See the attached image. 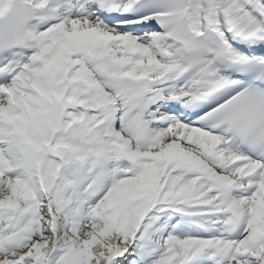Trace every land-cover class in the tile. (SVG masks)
<instances>
[{"label": "rangeland", "instance_id": "374dc122", "mask_svg": "<svg viewBox=\"0 0 264 264\" xmlns=\"http://www.w3.org/2000/svg\"><path fill=\"white\" fill-rule=\"evenodd\" d=\"M58 102L59 100H56V104H58ZM33 136L39 137L40 135L33 133ZM19 146L20 147L16 149L18 150L17 156H19L15 160V164L19 165L16 172L23 174L22 176H26L30 184L19 188V191L16 190L15 196L17 199H15V201H11L10 203V205H12L10 208L12 209H9V206L1 207L0 205V256L7 251L16 250L20 247L31 244L38 238H43V240L46 241L48 236H51L52 231L56 232L60 237L59 241H57L54 246L50 247V251H42L37 254L33 252L31 256L25 258V261L21 264H92L94 253L87 245L88 239L84 238L83 236L81 240H85V242L75 239V237L78 235L76 232H74V227H72V224L78 222L80 219H82L81 223L85 225L82 226L83 230H81L80 235L88 233L91 237H94L98 234L99 230L109 228L108 231L113 233L112 237H114V235L116 236V234L120 236V239H118L120 243H126L129 234L132 231H135L134 239L139 240L141 233L138 231V226L142 225L139 224V221H144L145 219L150 218L148 211L150 210L151 205L154 204V197L162 195L163 198L166 199L171 194V191L175 185L173 182L161 184V179L155 175H153L151 178L148 176H143V185L147 190V193L145 194V200L142 203H136L137 201H140L139 197L142 194H140L142 190H138L137 185V188L133 191L134 193H129L131 196L128 197L129 201L127 204V210L124 213L125 218L122 217L121 220H118L116 214L111 213L113 215H109V219H106V217L102 218V216L100 218L96 216V218H89L87 221H84L80 215L81 212L78 213L73 211V209H76L77 207L83 208L85 206L86 202H83L81 205L80 202L82 192L84 191L83 188L88 186L81 184L79 181L76 187L71 189L70 187H66L67 184L64 180L65 175H68V173L70 176L74 174L79 176L80 173V178L85 176L84 172H87L88 176H93L94 172L98 171L95 169V165L97 158L99 157H96L92 154L95 151L97 152V150L92 148L90 149L91 152L87 151L85 154H82L86 150L85 148V150L80 152L85 158L82 160V162H85L87 166V169L83 172L81 168H76L77 170H74L71 167H68L64 160L61 161L60 159H55L52 154L48 153V148H52L46 143H42L40 140H37V144L31 141L30 144L21 141ZM82 147L83 146L81 144H78L77 150H80ZM24 151L28 152L27 158L30 159L29 163L27 162V159L22 156ZM55 152L58 153L57 148ZM89 153L92 154L88 156ZM38 159L40 163L43 165L46 163L48 166V171L47 173L45 172L46 178H49V170L56 169V171H58V180H56L58 183L55 190L52 188L53 182L50 188H48L46 191L43 190L42 185L45 189L47 187H45L46 182L44 181V177L41 172L42 170L37 167ZM1 163L2 159L0 158V164ZM2 168L3 170L8 169V166L3 165ZM16 172L11 173L12 175L10 174V176L16 177L18 175ZM131 183L132 181L129 180L123 183L121 188L126 191H131ZM119 190L121 189L119 188ZM183 191L184 190H181V192ZM187 193V196L182 198L180 197V199H185V203L188 205H190V203H193L194 205L204 204L203 200H201L199 195L196 193ZM54 194L57 196L55 197ZM50 195L54 196L53 200H51L52 198H50ZM64 196H66L67 202L62 201V197ZM150 198L154 199L149 200ZM71 200L74 204L78 202V206H75L74 208L70 207L68 201ZM93 202L94 201H91V205H93ZM180 202L182 203L183 201L180 200ZM47 206H50L51 210H47ZM80 208L77 210H81ZM199 209L202 210V207L199 206ZM149 212L151 213V211ZM48 213L57 217L55 219L58 224H52L54 225L52 229L50 227L47 228V224H45ZM101 213L103 216H105V212L101 211ZM98 215L100 216V212ZM192 216L197 219L200 217V215H190L189 217ZM77 218L80 219L78 220ZM101 219H104L105 224L93 223V221H98ZM118 231L121 234L118 233ZM181 239H183V236ZM169 242H173L177 245L172 246L170 255L167 257H165V255H159L157 257L150 258V254L147 253V250L144 248V246L142 245L140 247V244H138L137 246H131L129 250V253L131 254L126 262L117 264H168L170 263L169 258H171L170 264H173L175 261H177V259H183L186 255V252L181 250V248H189L187 243H175L173 239L167 238L165 243L168 244ZM52 248L55 249L52 250ZM107 264H113V261H108Z\"/></svg>", "mask_w": 264, "mask_h": 264}, {"label": "bare ground", "instance_id": "6f19581e", "mask_svg": "<svg viewBox=\"0 0 264 264\" xmlns=\"http://www.w3.org/2000/svg\"><path fill=\"white\" fill-rule=\"evenodd\" d=\"M260 1L262 2V0H253V4L255 5V9L257 10V15L253 16V18L255 19H253L252 21L242 23L241 26H238L239 33L249 34L250 36L248 37H253V35L255 34L259 26H261L264 31V12H263V5H261ZM245 11L246 12L241 13V15H246V17L250 15L251 12L252 13L255 12V11L253 12V11H248V10H245ZM246 17H244L245 20H248L246 19ZM180 136H181V133H177L176 137H174L173 140L162 141L159 148L157 149L156 154L165 156L168 159L167 162L169 164H173V162H177V164L181 166H189V167L190 166L201 167L202 165H204L203 164L204 158L206 156L209 157L211 155L209 153L211 151L209 141H205V142L201 141L199 151H202L204 153L202 152L200 153L199 151L194 149V145L192 144V142H191V145L188 143L189 139L190 140L192 139V134L190 132H188L187 135L184 136V142L180 139ZM196 140H197L196 144H198L200 139L196 137ZM211 170L212 171L210 172L213 174L215 171L213 169ZM216 175H221L222 177H226V174L220 173L218 171H216ZM240 178H242L241 175H239V179ZM162 179L163 181L175 182L176 185H178L181 188V190H185L187 188L193 191L199 190V186H197L194 181H189L187 179L177 177L174 174H172L171 176H168V174L166 173L165 175H163ZM229 181L230 180H228V182ZM21 182H26V180H23L22 176H19L17 178H12V177L7 178V177H3L0 174V205L1 207L8 206L10 205L11 201L13 200L15 201V199H17L15 196V192L16 190L19 191V188H20L19 185ZM137 185L138 183L136 181H133L131 183L130 189L135 190L137 188ZM87 192L88 191H85V193ZM230 192L231 191H227L226 186H222L220 188V193H218V195L222 194V196H226ZM123 193H124L123 190H119L117 192L113 186H111L108 189L106 188V190L101 189L98 192L89 193V197L92 198L93 201L96 202L92 210L95 212V210L98 211V208H99L100 216L98 217L100 218L102 216V218H104L101 211L104 212L107 209L109 210L116 209L118 202H119L117 200L118 198L121 197ZM201 194L202 195L206 194V191H202ZM209 197L210 196H207V199ZM210 198L208 199L209 201H210ZM262 200L264 202V195H263ZM234 205L238 208L239 211H242V210L244 211V209H246L243 207V204L241 201H235ZM46 208L48 210L50 207L47 206ZM85 214L86 212H81V216L83 219L87 218ZM46 217L47 219H46L45 224H47V228L50 227L52 229L54 227V225L52 224H58V222L55 219L57 218L55 215H51L48 213ZM152 217L153 216L150 217L151 219L149 218L145 219L142 223L141 221H139L140 224L142 225L144 224L143 227L142 225L140 226L139 232H143L145 229L148 228L149 233L147 234V240H149V243L154 244L156 243L155 242L156 238H154L153 236L157 237V235L153 231L155 226L149 225L150 220H152ZM93 218H96V216L92 217V219ZM77 219L79 220L80 218H77ZM106 219H109V217H107ZM81 222H82V219H80L78 222H75L74 223L75 225L72 224V227H74V232H76L78 235L75 237V239L84 241V242L85 240H81L82 236L88 239L87 245L91 248V251L94 253L92 264H107L108 260L113 257L119 258L121 257V255L123 257V254L125 256L126 250L129 248V246L132 245L131 242H132V239L134 238L135 231H132L129 234V237L126 243H120L118 241V239H120V236L116 234V236L114 235V237H112L113 233L108 231L109 228L99 230L98 234L94 237L93 236L91 237L88 233L87 234L84 233L80 235L81 230H83L82 226H85ZM93 223L105 224V221L104 219H101L98 221H93ZM185 224L187 223L185 222ZM142 228H144V230H141ZM256 232L258 233V231ZM118 233L120 232L118 231ZM244 236L246 237L247 235L245 234L240 235L241 238H243ZM59 238H60L59 235H57L56 232L52 231L51 236H48L46 241L43 240V238H38L31 244L25 245L16 250H12V251L10 250V251L3 253L0 256V264H21L22 262L25 261V258L31 256L33 252L37 254L42 251H50L51 249L50 247L54 246V244H56V242L59 241ZM179 241L181 243L186 242L189 247H192L193 249L198 250V252L203 250V248H205L208 245V241L206 240H196L192 238H189V239L185 238L184 240H179ZM263 251L264 250L262 249L258 250L252 256V259L257 260L256 264H264V253H262ZM260 254L263 256V258L262 257L260 258L261 256ZM117 258L113 262V264L119 263V260ZM226 263L231 264L229 261H226Z\"/></svg>", "mask_w": 264, "mask_h": 264}]
</instances>
